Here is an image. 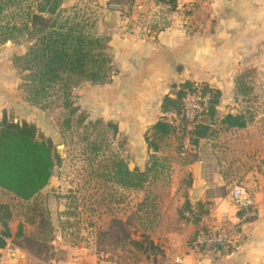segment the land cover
Returning <instances> with one entry per match:
<instances>
[{
  "label": "crops",
  "instance_id": "1",
  "mask_svg": "<svg viewBox=\"0 0 264 264\" xmlns=\"http://www.w3.org/2000/svg\"><path fill=\"white\" fill-rule=\"evenodd\" d=\"M91 4L100 16L98 35L106 38L110 72L104 84H85L82 94L89 111L92 107L117 127L139 172L150 154L145 133L161 118L177 123V117L160 109L165 96L174 98L173 87L199 83L218 94L212 135L198 141L196 160L182 166L191 180L186 200L193 207L201 204L204 212L196 224L158 237L162 253L154 264L174 258H182V264H264V0ZM227 116L241 127H229L223 122ZM178 139V133L167 138L158 155L176 158L172 149ZM236 185L253 198V213L234 208L231 189ZM200 233H223L227 239L221 246L197 248L193 242ZM57 240L43 264H107L83 246L58 250ZM22 251L16 262L2 252L0 264H42Z\"/></svg>",
  "mask_w": 264,
  "mask_h": 264
},
{
  "label": "rangeland",
  "instance_id": "2",
  "mask_svg": "<svg viewBox=\"0 0 264 264\" xmlns=\"http://www.w3.org/2000/svg\"><path fill=\"white\" fill-rule=\"evenodd\" d=\"M36 1L39 0H25L16 11L12 13L7 11L4 22L19 23L18 20L26 12V8L34 6ZM60 16L63 19L75 18L76 22L80 21L85 26V30L99 38L105 47L106 38L98 35L100 16L94 11L91 0H62ZM31 44L32 42L25 37H18L15 41H8L0 46V110L5 108L3 113L10 116L13 121L32 120L38 126L37 130L43 139L51 140L56 150L57 147H62L57 150L62 162L55 168L48 186L34 201L23 204L7 194L0 193V203L8 205L12 211L13 219L10 222L12 231L19 222L26 221L25 219L31 215L36 217L35 211L32 212L36 207L39 208L38 213L47 221L46 226L41 229L25 223L26 238L16 239L12 244L42 264L47 263L52 257L51 251L55 246L51 244L57 236L59 240L55 241V245L58 250L66 246H83L93 250L98 258L107 264L144 263L145 254L135 251L129 245L123 246L125 242L118 240L122 239V236L115 223L119 221L123 224L131 240L147 239L156 245L159 244L158 237H161L162 233L177 232L181 225L189 224L185 221L187 218L183 215V207L187 199L186 189L190 186L191 180L190 175L186 176L182 166L196 160L194 153L196 146L190 143V133L178 132L179 139L172 149L177 155L176 158L158 155L160 167L150 174L148 182L140 191L122 189L111 182H106L103 177L96 178L91 171L95 169L96 174L105 171L108 158L114 153L122 158L130 171L135 169L138 160L132 157L128 144L124 137L118 134V130L112 139L113 131L107 129L104 137L106 151H103L102 143L99 153L96 154V160L87 171L84 163L86 156L79 155L80 152L82 153L79 143L83 135H90V138L94 139L98 131L105 129L107 123L111 122L96 116V110L94 111L92 107L89 108L92 111L88 110L82 90L85 84L90 83L79 79H74L70 85L72 87L70 101L73 109L70 118L75 126L73 134L67 132L66 137H63L56 127L57 120L67 118L69 110L51 115L26 103L23 79L27 73L23 71L25 64L21 58ZM28 106L35 110L29 109ZM9 107L12 109L9 110ZM3 113H0V119ZM88 125L95 126V128H87V132L93 128L92 134L84 130ZM148 162L149 158L146 165ZM260 195L264 198V191L260 192ZM200 212H204L203 208ZM30 241H38L45 246L40 244L39 247ZM39 251L43 253L37 257ZM56 257L62 258L63 254L58 253Z\"/></svg>",
  "mask_w": 264,
  "mask_h": 264
},
{
  "label": "trees",
  "instance_id": "3",
  "mask_svg": "<svg viewBox=\"0 0 264 264\" xmlns=\"http://www.w3.org/2000/svg\"><path fill=\"white\" fill-rule=\"evenodd\" d=\"M23 2L25 0H0V46L8 41L13 42L18 37H25L32 42L21 58L25 64L23 71L27 73L23 79L25 81L24 101L51 115L62 110H69L68 117L57 120L56 123L58 133L66 137L67 132L73 134L75 129L70 118L73 113L70 101L72 81L79 79L92 85L104 84L110 72V61L104 53L100 39L86 31L80 21L76 22L75 18H61L62 0L36 1L34 6L26 8V12L18 20L19 23L4 22L5 13L16 11ZM10 18L14 20L13 17ZM190 85L183 84L178 90L173 87L174 98L169 96L163 98L161 113L173 114L177 117V123L161 118L145 133L144 142L150 154L148 165L143 172L137 169L130 171L122 158L114 153L108 158V165L104 167L105 171L96 174L95 169L91 167L93 169L90 170L91 173L95 174L96 178L103 177L106 182H111L122 189L142 190L150 174L160 167L158 158L160 145L178 132L188 134L186 121L181 117V110L184 91ZM203 88L210 93L212 100L203 115L202 122L194 126L190 132V143L193 146L212 133L211 125L218 94L205 86ZM223 122L229 127H241L236 118L231 116L224 118ZM90 127L95 128L88 125L84 129L86 133L89 132L88 134L93 133V128L87 132V128ZM105 127L98 131L94 139H91L90 135H83L79 143L82 151L79 155L86 156L84 163L87 171L96 160V154L99 153L102 143L103 151L105 150L106 130L113 131L112 139L117 133V127L113 123H107ZM61 162L62 159L52 141L43 139L34 124L19 121L14 123L10 116L2 114L0 119V193L7 194L23 204L34 201L48 186L55 168L59 167ZM202 208L201 204L193 207L186 200L183 207V215H187L185 221L196 224L199 216L202 215L200 212ZM38 211L39 208H34L32 212L36 217L31 215L25 219L26 221L19 222L12 231L10 228V222L13 219L12 211L8 205L0 203V257L7 241L13 243L12 241L16 239L26 238L25 223L40 229L46 226L47 221ZM115 224L122 236V239L118 240L125 242L123 246H131L135 251L145 254L146 261L156 263V258L162 253L156 244L147 239L133 241L121 222L116 221ZM30 242L39 247L45 246L38 241ZM42 253V251L37 252V257Z\"/></svg>",
  "mask_w": 264,
  "mask_h": 264
},
{
  "label": "built area",
  "instance_id": "4",
  "mask_svg": "<svg viewBox=\"0 0 264 264\" xmlns=\"http://www.w3.org/2000/svg\"><path fill=\"white\" fill-rule=\"evenodd\" d=\"M211 100L212 97L210 93L206 92L199 83L191 84L189 88L184 91L181 117L186 121V130L188 133H190L194 126L202 122L203 115ZM231 198L236 210L253 213L251 211L255 209V202L243 187L238 185L233 186L231 189ZM226 239L227 236L223 233L216 235L200 233L196 236L193 245L197 248L221 246ZM4 256L16 262L23 258L24 253L20 248L13 245L10 241H7L2 257ZM165 264H182V258H174Z\"/></svg>",
  "mask_w": 264,
  "mask_h": 264
},
{
  "label": "water",
  "instance_id": "5",
  "mask_svg": "<svg viewBox=\"0 0 264 264\" xmlns=\"http://www.w3.org/2000/svg\"><path fill=\"white\" fill-rule=\"evenodd\" d=\"M8 44V43H7ZM14 123H17V121L15 120ZM62 147H57V150H60Z\"/></svg>",
  "mask_w": 264,
  "mask_h": 264
}]
</instances>
